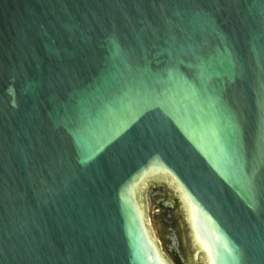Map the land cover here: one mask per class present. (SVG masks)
<instances>
[{"label":"water","instance_id":"obj_1","mask_svg":"<svg viewBox=\"0 0 264 264\" xmlns=\"http://www.w3.org/2000/svg\"><path fill=\"white\" fill-rule=\"evenodd\" d=\"M0 264H264V0H0Z\"/></svg>","mask_w":264,"mask_h":264}]
</instances>
